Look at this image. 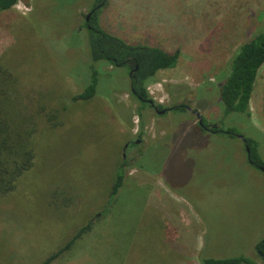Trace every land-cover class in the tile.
<instances>
[{"label":"rangeland","instance_id":"rangeland-1","mask_svg":"<svg viewBox=\"0 0 264 264\" xmlns=\"http://www.w3.org/2000/svg\"><path fill=\"white\" fill-rule=\"evenodd\" d=\"M94 0H19L0 12V70L38 110L34 159L0 198V264H203L245 257L264 264V64L249 115L224 114L220 92L240 46L264 31V0H107L97 24L128 44L179 52L146 89L159 115L131 94L129 70L91 63L85 19ZM98 72L96 94L72 101ZM27 115V116H26ZM21 120V118H19ZM233 130L234 136L224 132ZM126 144L128 145L126 148ZM124 155V156H123ZM124 164L117 194L112 186Z\"/></svg>","mask_w":264,"mask_h":264},{"label":"trees","instance_id":"trees-1","mask_svg":"<svg viewBox=\"0 0 264 264\" xmlns=\"http://www.w3.org/2000/svg\"><path fill=\"white\" fill-rule=\"evenodd\" d=\"M18 1L19 0H0V12L10 10ZM94 2L97 5L90 14L89 22H85L87 29L90 28L88 29V45L91 63L94 64L99 61H105L119 68L131 65V69H135L137 66L134 74V81L131 83V86L135 90L137 100L143 106H147L154 111L186 112V107L182 105L165 109L162 106L156 105L150 98L146 89L147 83L158 71L171 69L177 65L179 52L166 53L155 47L128 44L118 37L107 34L102 31L97 24L99 9L106 5L107 0H94ZM263 64L264 31L257 33L244 42L231 59L230 72H228L220 92L224 114L227 115L234 112L242 113L250 117V100L256 84L257 74ZM90 69L91 73L88 84L81 93L72 97V101L89 100L95 96L98 85V72L93 66H91ZM18 93L19 92L11 85V78L8 72L0 70V198L6 196L15 189L20 176L31 168L35 156V142L33 136L38 125L30 124L34 123L37 118H40V112L37 110L34 113L37 116H28L29 125L26 123L21 125L25 116H20L18 107H13L11 105L12 101L17 102L18 99L21 98V95ZM131 94L134 96L132 92ZM148 101H152L153 105H150ZM19 118H21V120ZM203 124L204 126L206 124L204 120ZM213 132L217 133L219 130L214 129ZM224 133L229 136H234L233 130H227ZM245 139V147L248 146L250 150L249 158L247 157L249 165L262 172L260 168H264V160L257 152L255 141L246 137ZM124 167L125 165L121 164L117 172L112 186V196L117 194L123 184ZM88 227L89 225L84 227L64 247L49 256L41 264H50L65 251L69 250L84 234ZM255 251L258 256L264 260V239L255 246ZM203 264L256 263L245 257H235L218 260L204 259Z\"/></svg>","mask_w":264,"mask_h":264},{"label":"water","instance_id":"water-1","mask_svg":"<svg viewBox=\"0 0 264 264\" xmlns=\"http://www.w3.org/2000/svg\"><path fill=\"white\" fill-rule=\"evenodd\" d=\"M89 17H90V14H88L87 17H86V20L87 21L89 20ZM136 69H137V66H136L135 70ZM131 73L129 74V76L131 75ZM148 103L150 105H153V102L152 101H148ZM186 110L195 116V118L197 119V122H198V124H199L200 127H204L203 119H202V117L200 116V114L196 110L190 109L189 107H186ZM155 111L159 115H163L165 113V110H161V111L155 110ZM206 130L211 131V129L210 128H207V127H206ZM238 138L241 139L243 142L246 141V139H245L244 136H238ZM245 149H246L247 157L249 158V153H250L249 147L246 146ZM260 170L262 172H264V168H260Z\"/></svg>","mask_w":264,"mask_h":264},{"label":"flooded vegetation","instance_id":"flooded-vegetation-1","mask_svg":"<svg viewBox=\"0 0 264 264\" xmlns=\"http://www.w3.org/2000/svg\"><path fill=\"white\" fill-rule=\"evenodd\" d=\"M93 12V9L90 11V13L89 14H91ZM85 22L86 23H88L89 22V20L87 21L86 19H85ZM88 29H90V28H88ZM135 69H131L130 68V70H129V74L131 73V75L129 76V78H130V83H132L133 81H134V74H135ZM131 92L134 94V96H135V98L137 99V96H136V93H135V90H134V88L131 86ZM206 127L207 128H210L211 129V131H213L214 130V128H211V127H209V125H206L205 124V126L204 127H202L203 129H206ZM128 145L126 144V146H125V148L127 147ZM124 156V155H123Z\"/></svg>","mask_w":264,"mask_h":264}]
</instances>
